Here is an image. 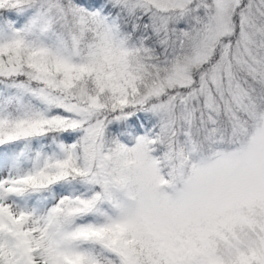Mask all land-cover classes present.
<instances>
[{"label":"snow or ice","instance_id":"1","mask_svg":"<svg viewBox=\"0 0 264 264\" xmlns=\"http://www.w3.org/2000/svg\"><path fill=\"white\" fill-rule=\"evenodd\" d=\"M0 264H264V0H0Z\"/></svg>","mask_w":264,"mask_h":264}]
</instances>
